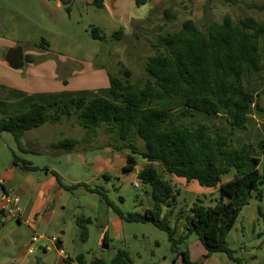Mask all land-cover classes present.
<instances>
[{"label": "rangeland", "instance_id": "374dc122", "mask_svg": "<svg viewBox=\"0 0 264 264\" xmlns=\"http://www.w3.org/2000/svg\"><path fill=\"white\" fill-rule=\"evenodd\" d=\"M236 1L230 4L226 0H151L149 8H141L142 12H147L146 15L132 18L128 28H125L121 20L115 19L104 8L93 6L91 0H70L68 3L60 0H0V15L5 18L2 17L6 27L0 30V36L3 37L0 39V59L4 58L3 54L10 48L15 47V42L35 56L33 62H26L20 69L0 63V94L3 86L29 92L44 90L45 94L63 90H97L109 86L108 72L125 80L126 70L131 72V83L143 85L147 79L146 63L149 57L158 54L160 50L155 46L158 36L181 29L183 21L191 19L202 30H206L213 22H221L225 15L232 16L236 21L253 16L264 22V11L253 7L264 4V0ZM169 8L173 13L171 18H167L164 12ZM94 28H98L103 39L92 36ZM120 28L125 33L120 39H116L114 33ZM43 39L46 43L42 42ZM38 44L44 48H39ZM261 48L264 55V36ZM249 83L258 86L257 101L264 107V69L259 74L251 75ZM251 117L247 128L238 131L236 136L241 143L257 145L259 139H264V113L254 111ZM77 120L75 115H66L59 123L46 122L23 136L22 142L36 150H46L45 145L54 142L52 149L46 153L22 152L21 148L24 146L20 147L10 132H2L0 153L3 155L4 149H7L5 157H10L14 151L34 165L52 164L58 168L64 185L71 187L81 182L85 186L97 188L115 207L126 213H144L145 206L153 208L154 200L147 193L150 186L143 184L137 174V170L144 166L140 163L143 158L138 156L140 162L133 172H123L118 161L115 169L107 171L108 160L112 159L109 151L114 149V140L117 139L115 130H108L107 126L88 130ZM215 121L219 126L220 121ZM26 135L28 136L24 139ZM67 137L77 139V150L69 154L56 153V143ZM143 142L137 140L140 148L144 146ZM156 166L163 179L170 181L175 191H178L175 205L171 210L164 206L163 215L168 213L169 223L176 228V236L179 237L186 233V217L194 202L202 201L205 206H214L220 199L219 188L201 186L196 181L187 182L184 178L167 173L162 165ZM259 170L264 173V157ZM105 172H109L111 179L104 177ZM43 173L44 171H36L34 175L41 178ZM231 178L232 175H226L223 182ZM85 186L65 191L62 196L68 205L63 212L66 238L63 250L66 258L75 259L79 254H85L87 260L94 257L111 259L117 250L125 249L133 264L175 262L176 254L171 250L167 231L151 222L124 221L112 207L109 215L111 219L107 221L110 247L104 246V225H101L105 216L103 207L109 206L98 192ZM260 188L263 197L259 198L257 192L253 193L249 204L243 207L227 236L228 246L234 250V255L243 259L246 264H264V185ZM2 193L0 184V202ZM86 218H91L92 222L86 223ZM77 220L87 225V239L81 238ZM13 226H17L16 218L3 228L2 233L10 234V239L16 243L14 242L13 251L9 254L2 252L0 244V264H26L24 259L27 257L20 253L24 244L30 243L32 231L28 226H22L18 245L11 233ZM55 233L56 228L53 227L47 235L52 237ZM42 242L50 245L49 240ZM40 244L34 245V253L29 254L27 264L63 263L54 245L44 253L39 249ZM180 248L188 250L196 264H236L226 253L217 252L208 256L195 233L190 234ZM175 263L183 264L182 257L179 256Z\"/></svg>", "mask_w": 264, "mask_h": 264}, {"label": "trees", "instance_id": "16d2710c", "mask_svg": "<svg viewBox=\"0 0 264 264\" xmlns=\"http://www.w3.org/2000/svg\"><path fill=\"white\" fill-rule=\"evenodd\" d=\"M137 2L143 5L148 0ZM91 4L106 9L104 0H93ZM253 7L264 11V4ZM164 12L167 18L173 17L171 8ZM124 33L120 28L114 37L120 39ZM92 36L103 39L98 28L92 30ZM263 36L264 22L253 16L236 21L225 15L221 22L211 23L206 30L187 19L181 29L158 36L155 46L160 50L146 63L147 79L143 85L131 83V72L126 70L125 80L108 72L109 86L97 90L31 95L8 90L5 99L0 97V114H3L0 133L10 132L23 147L22 137L28 130L46 122L59 123L66 115H75L77 122L88 130L102 126L114 129L115 149L131 152L126 157L124 171L135 168L138 156L146 161L138 178L150 186L147 193L154 200V208L144 213H126L97 188L83 183L71 187L63 184V187L71 190L84 185L102 194L122 220L151 222L167 231L171 250L176 254L174 261L181 256L183 264H196L190 252L180 248L186 238L195 233L208 256L226 253L236 264H246L234 255L227 236L253 193L263 197L260 187L264 185V173L259 167L264 157V139L254 145L241 143L236 136L238 131L247 128L254 111L264 113V107L257 101L258 86L249 83L251 75L264 69ZM42 42L46 43V40ZM37 46L44 48L41 44ZM25 59L33 62L35 57L29 54ZM216 119L220 121L219 126ZM138 139L144 141L141 148ZM77 143L75 138H65L55 146L72 150ZM13 162L25 170L37 169L16 154ZM156 164L187 182L219 188L220 199L214 206L194 202L186 217V233L179 237L176 228L169 223L168 213L163 215L164 206L170 209L175 205L178 191L170 181L163 179ZM54 174L61 182L60 176ZM226 175H232V178L223 182ZM2 217L0 211V219ZM84 221L92 222L91 218ZM77 223L81 238L87 239V225L78 220ZM109 241L105 232L103 245L109 248ZM58 245L60 247V241ZM65 263L133 264V261L127 250L119 249L111 259L94 257L87 260L85 254H79L75 259H65Z\"/></svg>", "mask_w": 264, "mask_h": 264}, {"label": "crops", "instance_id": "0c3cea01", "mask_svg": "<svg viewBox=\"0 0 264 264\" xmlns=\"http://www.w3.org/2000/svg\"><path fill=\"white\" fill-rule=\"evenodd\" d=\"M60 1L62 2V0H60ZM92 1L93 0H91V2ZM2 17L4 18V16L0 15V30L1 31H2V29H6L5 23H4V20ZM2 38L3 37L0 36V39H2ZM14 45H15V47H17V46L22 47L24 57L26 55L30 54L27 50H25L24 46L20 45L18 42H15ZM3 55H4L3 56L4 58L0 59V63L4 64L6 66H9V64L5 60L6 53ZM30 55H32V54H30ZM24 57H23V59H24ZM25 64H26V61H24V65ZM2 90H3L2 94H0L1 99H5V96H7V94H8V90L22 91L28 95L37 94V93H46V92H44V90L29 92V91H23L20 89H16L14 87H9V88L2 87ZM63 91H65V90H63ZM57 92H62V91H57ZM0 115L3 118V114H0ZM39 127H36V128H39ZM31 130H33V129H31ZM31 130H28L27 133H25V134H28ZM27 136L28 135H26L24 139H26ZM67 138H70V137H67ZM22 141H24L23 137H22ZM53 143L54 142H50L49 145H45L46 150H43V149L36 150L34 147H31V146L27 147V144L25 145L22 142L24 148H21V151L22 152H34V153H43V152L46 153V152H49L50 149H52ZM77 144H76V146H77ZM6 146H8V145H6ZM76 146L72 150L58 149L56 151V153H65V154L72 153L73 151L77 150ZM6 150L4 149L3 155H2V153H0V179L3 180V184H1L2 192H4V191L14 192L16 195H18L20 197L21 206H22V213H21L19 218H16L17 226H13L11 229V233L14 234V239L17 241V243L19 245L18 241H20V237L22 235L21 227L22 226H26V227L28 226V228H30L32 231V235L29 238L30 241H31L32 237L35 235H41L42 236V238L39 240V242H37L35 244H38V243L40 244V242H41V244L39 245V249L42 250L44 253L48 252V250H51L53 245L58 250L59 245H58V243H54L51 241L52 237H57L59 239V241L61 242V245L59 248L63 249L65 242H66L65 219H64L63 212L67 210L68 205L66 204V202L63 201L62 196H63V193L65 191H69V190H67L66 188L63 187V183L59 182L56 175L54 174V173H57L60 177H62L58 168L56 166H53L52 164H47L45 166L34 165L30 160L23 158V159L27 160L28 162H30L33 166L37 167L36 170H25L20 165H16L13 162L14 154H16L17 156H18V154L12 150L13 151L12 155L10 157H5V151ZM109 153H112L111 154L112 159L108 160L109 168L107 169V171H109L110 169H115V166H117L116 162L118 161L119 163H121L120 165L123 169V172H125L124 167L127 164L126 163V157L129 153V150L123 149V150L118 151L114 147V149L112 151H109ZM112 161H113V163H112ZM139 162H140L139 158L137 157V165L130 172H133L134 170H136V167L139 165ZM140 163L142 165L143 164L145 165L146 161L143 159V161H141ZM142 168H143V166L137 170V174ZM36 171H44L41 178L40 177L37 178V176L34 175V172H36ZM108 173L109 172H105L104 177L107 179H111V175ZM126 173H129V172H126ZM2 194H1V196H2ZM100 195L104 198L105 202L107 203L105 197L102 194H100ZM108 206L109 207H103V210H104L103 213H105V216L103 217V220H102L104 224L103 223L101 224V225H104L103 226L104 227L103 228L104 229L103 236H104L105 232H107V234H108L107 230L109 229V224H107V221L109 222L111 219V216H109V215H111V206L109 204H108ZM143 208H144V212L147 209H152L151 207H148V206H145ZM107 212H108V216H107ZM12 220H13V218H8V217H4V216L0 219V244L2 246V252L5 254L11 253L13 251V245L16 243L14 240L10 239V236H9L10 234L2 233L3 228L5 227V224L11 223ZM53 227L56 228V233L52 237L48 236L47 235L48 232ZM48 237H51V238H48ZM109 239H110V237H109ZM43 240H49L50 245H48L47 243H46L47 245L43 244V243H45V242H42ZM35 244L32 245L34 250H35V247H34ZM27 245L28 244H26V243L24 244V246L22 247V252L20 253L23 255V257H27L26 259H24V263H26V264L30 260L29 254L34 253V250L32 253H28ZM16 253H17V251H16ZM190 255H191V253H190ZM60 256L63 259V263H61V264H66L65 259H67V258L62 256L61 254H60ZM191 259H192V255H191ZM175 262H177V260ZM175 262L173 264H176Z\"/></svg>", "mask_w": 264, "mask_h": 264}, {"label": "water", "instance_id": "95a60500", "mask_svg": "<svg viewBox=\"0 0 264 264\" xmlns=\"http://www.w3.org/2000/svg\"><path fill=\"white\" fill-rule=\"evenodd\" d=\"M63 3H68L69 1L62 0ZM151 0L143 5H138L137 0H104L106 9L112 14L115 19L121 20L123 26L128 28L129 22L132 18H142L147 12H142L141 8L144 10L150 7ZM23 50L21 46L10 48L6 55L5 60L10 67L14 69H20L24 66Z\"/></svg>", "mask_w": 264, "mask_h": 264}, {"label": "built area", "instance_id": "2783aa9c", "mask_svg": "<svg viewBox=\"0 0 264 264\" xmlns=\"http://www.w3.org/2000/svg\"><path fill=\"white\" fill-rule=\"evenodd\" d=\"M0 184H3V180L1 179H0ZM135 185L138 186V184ZM0 211L3 213L4 217L19 218L22 213L20 197L16 195L14 192L4 191L1 196ZM41 238H42L41 235H35L32 237L30 243L27 245L28 253L33 252L34 248L32 247V245L39 242ZM51 241L54 243H58L59 239L57 237H52ZM58 252L62 256L67 257L65 256L64 250L62 248L58 247Z\"/></svg>", "mask_w": 264, "mask_h": 264}, {"label": "flooded vegetation", "instance_id": "af4514ba", "mask_svg": "<svg viewBox=\"0 0 264 264\" xmlns=\"http://www.w3.org/2000/svg\"><path fill=\"white\" fill-rule=\"evenodd\" d=\"M24 61H26L25 57H24Z\"/></svg>", "mask_w": 264, "mask_h": 264}]
</instances>
